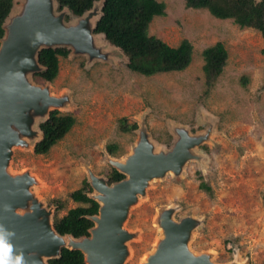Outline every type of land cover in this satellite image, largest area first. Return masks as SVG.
Here are the masks:
<instances>
[{"label":"rangeland","instance_id":"obj_1","mask_svg":"<svg viewBox=\"0 0 264 264\" xmlns=\"http://www.w3.org/2000/svg\"><path fill=\"white\" fill-rule=\"evenodd\" d=\"M156 1L165 4V15L153 18L149 34L170 47L188 40L190 65L145 77L129 71L126 55L108 45L100 60L70 51L59 58L53 82L36 73L30 81L62 99L56 109L73 117L74 126L46 154L33 152L38 137L12 147L7 171L28 173L34 180L30 192L46 210L53 212L52 200L65 201L62 216L82 205L69 195L82 189L89 172L108 182L113 161H123L141 138L169 150L183 129L189 141L197 140L194 156L179 176L150 182L131 207L122 264H141L153 250L161 237L159 218L168 210L176 222L193 221L191 253L215 264H264V38L206 10L187 9L182 0ZM216 43L228 57L206 90L201 53ZM133 124L135 129H126ZM89 194L95 196L93 190Z\"/></svg>","mask_w":264,"mask_h":264},{"label":"water","instance_id":"obj_2","mask_svg":"<svg viewBox=\"0 0 264 264\" xmlns=\"http://www.w3.org/2000/svg\"><path fill=\"white\" fill-rule=\"evenodd\" d=\"M13 3L16 5L2 24L4 34L0 39V230L14 233L11 243L17 252H23L26 264H48L60 256L62 248L79 251L84 264H122L131 239L124 228L131 207L150 182L169 173L180 175L194 156L192 149L197 140L189 141L185 131L179 129L178 139L165 150L158 149L145 136L123 161H113L114 169L124 176L122 180L108 184L106 178L89 172L87 183L95 196H88L98 205L97 214L88 217L93 223L89 236L59 235L53 227L55 208L53 212L46 210L30 192L33 178L28 173L7 171L12 147L27 146L38 137L34 149L42 138L39 124L63 102L51 96L48 87L31 83V76L44 69L38 62V53L42 49L65 48L90 61L106 59L102 46L120 49L110 45L102 34L94 33L103 0L68 21L64 18L70 15L69 10L57 12L56 0ZM192 224L186 218L176 222L171 211L163 212L159 218L161 237L149 252L146 264H215L205 255L188 250Z\"/></svg>","mask_w":264,"mask_h":264},{"label":"trees","instance_id":"obj_3","mask_svg":"<svg viewBox=\"0 0 264 264\" xmlns=\"http://www.w3.org/2000/svg\"><path fill=\"white\" fill-rule=\"evenodd\" d=\"M99 0H56L58 11L67 8L70 17H80L90 10ZM187 9L206 10L220 20H232L240 28H250L264 38V0H182ZM14 6L13 0H0V39L4 30L2 24ZM165 15V4L156 0H103L101 16L96 22L95 34H102L110 45L119 48L127 57L129 71L149 77L155 74H168L185 70L192 61L193 47L188 40H182L178 46L170 47L149 34V26L154 17ZM69 51L65 48L42 49L38 53V62L44 68L35 78L53 82L59 71V58H66ZM202 73L206 90L213 87L221 76L227 61V51L223 44L216 43L205 48L202 53ZM75 119L61 115L54 110L47 120L39 124L42 138L34 146L37 155L46 154L74 126ZM124 128V127H123ZM133 124L128 130L135 129ZM112 152L111 147L108 148ZM124 176L112 170L108 184L122 180ZM201 188L209 190L203 184ZM91 189L87 182L83 187L69 195L74 203H81L69 209L62 216L59 212L66 202L52 200L54 206L53 227L59 235H71L74 238L88 237L93 223L88 219L97 214L98 205L86 198ZM264 208V196L262 197ZM48 264H84L79 251L62 248L60 256L48 261Z\"/></svg>","mask_w":264,"mask_h":264},{"label":"clouds","instance_id":"obj_4","mask_svg":"<svg viewBox=\"0 0 264 264\" xmlns=\"http://www.w3.org/2000/svg\"><path fill=\"white\" fill-rule=\"evenodd\" d=\"M14 233L0 230V264H26L23 252H17L11 243Z\"/></svg>","mask_w":264,"mask_h":264},{"label":"bare ground","instance_id":"obj_5","mask_svg":"<svg viewBox=\"0 0 264 264\" xmlns=\"http://www.w3.org/2000/svg\"><path fill=\"white\" fill-rule=\"evenodd\" d=\"M94 186L96 185L94 184ZM96 188H98V186H96ZM149 255L150 254L148 253L142 257V264H146V262L148 261Z\"/></svg>","mask_w":264,"mask_h":264}]
</instances>
